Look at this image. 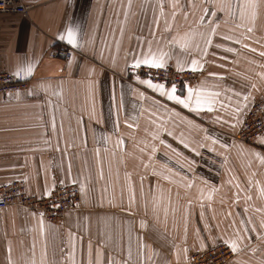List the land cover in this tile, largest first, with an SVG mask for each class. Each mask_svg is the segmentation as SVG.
Instances as JSON below:
<instances>
[{
    "label": "crops",
    "instance_id": "0c3cea01",
    "mask_svg": "<svg viewBox=\"0 0 264 264\" xmlns=\"http://www.w3.org/2000/svg\"><path fill=\"white\" fill-rule=\"evenodd\" d=\"M21 1L26 14L0 19V68L29 81L0 94V185L23 179L45 196L75 183L82 199L59 222L0 209V264H73V236L75 264H189L190 250L219 243L235 245L230 264H264V136L236 138L264 101V0L254 18L244 0ZM68 28L75 46L59 38ZM149 51L202 65L177 95L200 90L213 110L126 77Z\"/></svg>",
    "mask_w": 264,
    "mask_h": 264
},
{
    "label": "built area",
    "instance_id": "2783aa9c",
    "mask_svg": "<svg viewBox=\"0 0 264 264\" xmlns=\"http://www.w3.org/2000/svg\"><path fill=\"white\" fill-rule=\"evenodd\" d=\"M29 5L21 0H0V19L4 14H26ZM50 54L56 59H68L71 51L63 46L52 47ZM173 65H165L163 69H151L142 67L137 69L129 67L126 77H142L152 80L153 83H163L165 87L175 84L177 87L195 85L199 83L204 74V69L197 72L180 70ZM146 73L147 75H144ZM29 81L21 73L9 72L0 68V94L12 90L21 89L26 91ZM264 136V101L255 100L242 121V127L236 138L247 143H255ZM81 189L75 183L57 184L50 192V195L36 196L29 194L26 190V182L23 179H16L0 185V209L19 205L40 213L52 222H59L64 219L65 213L74 210L81 205ZM235 256L229 246L219 243L216 246L200 251L190 250L187 255L189 264H230Z\"/></svg>",
    "mask_w": 264,
    "mask_h": 264
},
{
    "label": "snow or ice",
    "instance_id": "6c2138e0",
    "mask_svg": "<svg viewBox=\"0 0 264 264\" xmlns=\"http://www.w3.org/2000/svg\"><path fill=\"white\" fill-rule=\"evenodd\" d=\"M251 7L253 9L252 15L253 18L255 17V8H256V2L255 0H244V3L240 5L241 9H246L248 7ZM213 31H215L213 29ZM249 32L252 31L251 28L248 29ZM61 40H66L69 45H76V33L74 29L68 28L66 30L65 35H61L59 37ZM208 44H211V40L209 39L207 41ZM150 44V42H149ZM247 47V46H246ZM228 51H231V49H228ZM253 51H255L253 49ZM205 54H207V49L204 50ZM142 59H135V63L132 65V67L137 68V69H142V67H147L149 70L151 69H163L165 68V64L163 62V55L157 57L155 54H153L151 51L147 53H142ZM261 56H264V52L260 53ZM192 67L190 69H187L191 72H197L198 70H202V65L199 66L198 68V62L196 60H192L191 62ZM181 71H184L185 69L181 68ZM28 73H31V67L27 69ZM144 75H147L144 73ZM140 84L145 85L148 89H152L154 91L159 92L161 96L166 97L168 101L174 102L176 105L182 106L184 109H188L191 112L194 113H199L201 111H212L213 110V105L216 103V100L214 97H206L205 93H203L200 90L194 89L192 87H187L186 92L187 94L184 95L183 97L181 95H177V86L175 84H171L170 89L165 88V85L163 83H153L152 80L150 79H141L139 81ZM237 96H239V93H236ZM214 96H219V93H215ZM247 99V97H245ZM264 142V141H262ZM123 141H121V144ZM186 147V145H185ZM50 195V193H49ZM131 202V198H130ZM41 235H43V224L41 222ZM73 245H72V256H73V264H75V244H74V239L75 237L73 236ZM143 247V246H141ZM232 250L236 251L235 245H232ZM63 252L64 250L61 249ZM143 255V253H141Z\"/></svg>",
    "mask_w": 264,
    "mask_h": 264
}]
</instances>
